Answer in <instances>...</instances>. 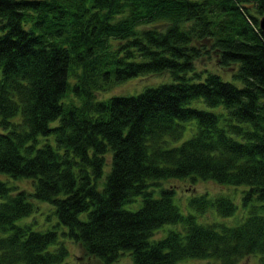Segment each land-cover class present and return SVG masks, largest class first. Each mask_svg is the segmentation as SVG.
<instances>
[{
    "label": "trees",
    "instance_id": "16d2710c",
    "mask_svg": "<svg viewBox=\"0 0 264 264\" xmlns=\"http://www.w3.org/2000/svg\"><path fill=\"white\" fill-rule=\"evenodd\" d=\"M258 14L264 0H0V172L34 184L0 178V264L63 262L67 240L104 264L123 250L133 264H264ZM213 53L214 69L197 68ZM167 71L136 95L95 97ZM172 178L243 187L242 208L194 195L182 210L161 186ZM37 199L55 207L52 228L17 222ZM209 210L242 220L200 223ZM164 224L178 227L153 238Z\"/></svg>",
    "mask_w": 264,
    "mask_h": 264
},
{
    "label": "rangeland",
    "instance_id": "374dc122",
    "mask_svg": "<svg viewBox=\"0 0 264 264\" xmlns=\"http://www.w3.org/2000/svg\"><path fill=\"white\" fill-rule=\"evenodd\" d=\"M259 20L262 19L261 17L263 15H257ZM198 65L197 68L201 69L202 67H210V68H215V64H217L215 60L214 53L212 56L208 57H203V58H198L197 61ZM233 68L226 69L225 74L223 79L230 80V73H233ZM171 75H169L168 71L167 72H162L160 74H151V75H139L136 77H133L131 79H126L125 81L113 85L109 89L105 90H99L95 92V97L98 100H103L107 99L111 96H129V95H136V93H140L144 89H147V87H154L157 84H160L162 82H165L167 79H169ZM74 99V96L72 97ZM195 105H197L198 108H203L207 109L209 111H216L217 108H213L212 106H207L205 103L202 101L196 102ZM191 131L186 130V133L184 134V138H187L189 136ZM183 140V139H182ZM108 160H109V155H108ZM0 178L3 181H6L8 185H15L19 186L21 188H27V190L32 191L34 188L33 180L25 177H12L8 175L7 173L0 172ZM161 186L163 187H168V188H174L175 191V200L176 204L181 207L182 210L186 209L187 202L190 200L189 198L195 196H200V195H205L209 198H214L220 195H228L229 197L236 199L237 204L239 209L242 207L240 206V195H241V190L243 187L240 186H228V185H223V184H218L215 183V181L211 180H192L191 178H184V179H169V180H164L161 182ZM3 200V198L0 197V201ZM34 206L36 207V210L34 211L33 214L30 216L27 215V217H23L20 220H17L19 224H24V223H33V227L38 229H49L52 228V226L57 222L58 217L54 213V206H50L48 203L34 200L33 201ZM141 202L135 201L134 203H127L124 205V208L135 210L139 207ZM40 207V208H38ZM48 209V210H47ZM237 209V210H239ZM237 210L233 215L230 216H221L215 212V210H209L205 211L203 214H198L197 215V220H199L200 223L206 222H219L223 224H228V225H235L242 220V218H238V216H241L243 214L242 210L238 212ZM173 224H168L162 227L163 229H160L156 231V234H154L153 238H159L165 234L164 229H170V228H175L178 227L172 226ZM66 244L68 247H70V254L66 257L67 259L64 260L63 262L61 261L60 263H55V264H104L102 263L97 257L95 256H89L84 254L82 250V246H80L78 243L72 242L71 240H67ZM55 245H51L50 248L54 249ZM121 256L118 258L116 262H113V264H133V255L131 252L127 250H123L122 253L120 254ZM201 260L195 259V258H185L181 260L179 263L180 264H214L215 261H202ZM252 261V259L246 258L243 261H239L238 264H247L248 262ZM205 262V263H203ZM52 264V263H51Z\"/></svg>",
    "mask_w": 264,
    "mask_h": 264
},
{
    "label": "water",
    "instance_id": "95a60500",
    "mask_svg": "<svg viewBox=\"0 0 264 264\" xmlns=\"http://www.w3.org/2000/svg\"><path fill=\"white\" fill-rule=\"evenodd\" d=\"M261 18L262 19L259 20V27L264 31V15Z\"/></svg>",
    "mask_w": 264,
    "mask_h": 264
}]
</instances>
